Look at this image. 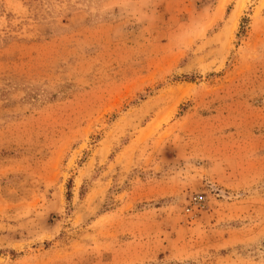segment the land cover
Masks as SVG:
<instances>
[{"label": "rangeland", "instance_id": "rangeland-1", "mask_svg": "<svg viewBox=\"0 0 264 264\" xmlns=\"http://www.w3.org/2000/svg\"><path fill=\"white\" fill-rule=\"evenodd\" d=\"M0 264H264V0H0Z\"/></svg>", "mask_w": 264, "mask_h": 264}, {"label": "built area", "instance_id": "built-area-1", "mask_svg": "<svg viewBox=\"0 0 264 264\" xmlns=\"http://www.w3.org/2000/svg\"><path fill=\"white\" fill-rule=\"evenodd\" d=\"M202 198L203 197L201 195H197L194 197V201L199 202L200 200H202Z\"/></svg>", "mask_w": 264, "mask_h": 264}, {"label": "bare ground", "instance_id": "bare-ground-1", "mask_svg": "<svg viewBox=\"0 0 264 264\" xmlns=\"http://www.w3.org/2000/svg\"><path fill=\"white\" fill-rule=\"evenodd\" d=\"M224 4L221 5V7L223 6Z\"/></svg>", "mask_w": 264, "mask_h": 264}]
</instances>
